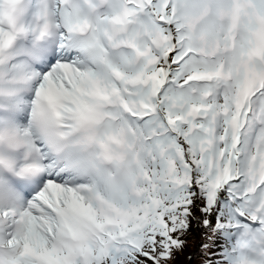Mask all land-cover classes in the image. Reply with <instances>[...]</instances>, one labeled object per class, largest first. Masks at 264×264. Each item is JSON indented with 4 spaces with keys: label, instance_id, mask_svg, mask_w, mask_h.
Here are the masks:
<instances>
[{
    "label": "snow or ice",
    "instance_id": "obj_1",
    "mask_svg": "<svg viewBox=\"0 0 264 264\" xmlns=\"http://www.w3.org/2000/svg\"><path fill=\"white\" fill-rule=\"evenodd\" d=\"M197 236L264 264V0H0V264Z\"/></svg>",
    "mask_w": 264,
    "mask_h": 264
},
{
    "label": "trees",
    "instance_id": "obj_2",
    "mask_svg": "<svg viewBox=\"0 0 264 264\" xmlns=\"http://www.w3.org/2000/svg\"><path fill=\"white\" fill-rule=\"evenodd\" d=\"M200 243V238L199 237H196L195 239H191V240H189V246L186 248V252L188 251V249H192V251L193 252H195V258L197 259V263L199 264V263H201V255H199L200 253H199V249H198V244ZM184 264L183 262H182V259H181V256H179L178 258H177V262H176V264ZM187 263H189V262H187Z\"/></svg>",
    "mask_w": 264,
    "mask_h": 264
},
{
    "label": "rangeland",
    "instance_id": "obj_3",
    "mask_svg": "<svg viewBox=\"0 0 264 264\" xmlns=\"http://www.w3.org/2000/svg\"><path fill=\"white\" fill-rule=\"evenodd\" d=\"M197 237H199V236H197ZM200 238V237H199ZM190 240H191V238H190ZM188 254H192V260L189 262L187 259H186V256L188 255ZM199 255H201V254H199ZM202 258V257H201ZM181 259H182V262L184 263V264H198L197 263V259L195 258V252H193L192 251V249H188V251L186 252V249H185V254L184 255H181ZM187 262H189V263H187ZM181 264V263H180ZM199 264H201V263H199Z\"/></svg>",
    "mask_w": 264,
    "mask_h": 264
}]
</instances>
